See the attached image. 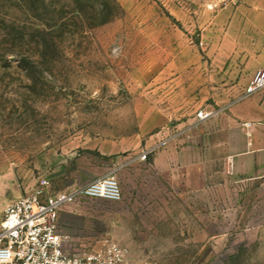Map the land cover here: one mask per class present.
<instances>
[{
  "label": "rangeland",
  "instance_id": "374dc122",
  "mask_svg": "<svg viewBox=\"0 0 264 264\" xmlns=\"http://www.w3.org/2000/svg\"><path fill=\"white\" fill-rule=\"evenodd\" d=\"M254 1L0 0V217L41 179L54 193L115 175L119 201L60 210L84 211L70 228L90 247L264 264V184L226 181L204 124L236 66L220 51L242 46L226 29Z\"/></svg>",
  "mask_w": 264,
  "mask_h": 264
},
{
  "label": "crops",
  "instance_id": "0c3cea01",
  "mask_svg": "<svg viewBox=\"0 0 264 264\" xmlns=\"http://www.w3.org/2000/svg\"><path fill=\"white\" fill-rule=\"evenodd\" d=\"M250 5L244 11L245 15L237 14L232 17L226 29L224 40H239L242 41V46L234 53L220 51L221 61L232 57L231 61H234L236 66L231 71L228 69L222 71L221 74L226 81L221 84L222 97L218 101L221 110L216 116L204 122L214 124L208 134L215 135V139L206 138L207 143L213 142L219 149L220 154L216 158L223 165L222 171L229 175L225 180L235 185L254 182L264 184V88L244 95L249 80L258 69L264 67V11L256 10L264 8V0L254 1ZM238 24L241 26L237 29ZM245 41L255 42L249 46ZM204 136L206 137L205 134ZM164 152L156 154L155 163L160 162L162 156L169 154L167 151ZM170 156L172 158L175 154ZM170 165L174 168L172 167L174 163ZM170 180L174 184V178ZM133 196L135 195L130 193L127 200L129 202L134 200ZM82 214L84 211L58 213L60 232L67 238V246H71L72 243L89 245L85 240L86 235L77 234L76 228H70L74 225L72 223L74 217L83 220ZM80 226H83L82 222Z\"/></svg>",
  "mask_w": 264,
  "mask_h": 264
},
{
  "label": "built area",
  "instance_id": "2783aa9c",
  "mask_svg": "<svg viewBox=\"0 0 264 264\" xmlns=\"http://www.w3.org/2000/svg\"><path fill=\"white\" fill-rule=\"evenodd\" d=\"M264 88V67L249 80L244 95ZM208 113H199L201 119ZM146 155H142L145 159ZM49 182L41 179L36 187L7 203L0 217V264H151L144 258L131 259L125 245L108 242L101 248L72 243L60 232L58 213L81 199L119 201L121 187L115 175L97 178L85 185L51 193Z\"/></svg>",
  "mask_w": 264,
  "mask_h": 264
},
{
  "label": "trees",
  "instance_id": "16d2710c",
  "mask_svg": "<svg viewBox=\"0 0 264 264\" xmlns=\"http://www.w3.org/2000/svg\"><path fill=\"white\" fill-rule=\"evenodd\" d=\"M39 31V30H38ZM40 41H37V44H39Z\"/></svg>",
  "mask_w": 264,
  "mask_h": 264
}]
</instances>
